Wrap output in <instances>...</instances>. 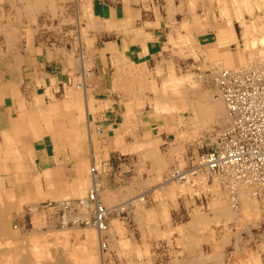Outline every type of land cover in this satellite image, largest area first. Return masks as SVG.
Returning <instances> with one entry per match:
<instances>
[{"label": "bare ground", "instance_id": "bare-ground-1", "mask_svg": "<svg viewBox=\"0 0 264 264\" xmlns=\"http://www.w3.org/2000/svg\"><path fill=\"white\" fill-rule=\"evenodd\" d=\"M215 3L222 14L219 18H227L229 24L219 32V39L240 45L236 61L232 52L203 49L193 33L187 30L179 34L178 42L193 45V53L203 62L202 71L176 73L173 62L166 61L158 66L157 79L143 83L153 92L157 89V95L132 98L137 104L146 100L169 115L167 118L179 126L176 137L180 144L195 143L199 138V145L189 156L187 167L184 160L171 167L180 154L179 146L170 145L164 150L159 147L160 140L152 138L151 154L154 162L167 166V178L151 197L160 198L163 203L169 195L175 197L182 190L195 191L198 196L205 193L209 194L208 210L197 206L196 217L189 224H178L161 231L150 224V218L156 213L146 211L149 200L146 192L126 198L122 190L115 192L102 187L101 165L89 157L82 167L76 168L78 172L72 175L73 178L67 176L64 179L60 172L58 178L50 175L47 178L48 173L44 175L48 181L53 179L50 186L55 192L44 196V199L52 197L54 201L42 205L37 202L38 197H31L35 189V196L42 191V175L30 180L25 175L15 174L13 186L6 189L0 186V264H146L144 258L149 253V241L137 243L127 237L129 217L122 216L132 217V214L147 240L153 235L157 238L165 235L170 244L186 248L188 241H193L199 248V255H175L171 264H264V254L249 250L251 234L242 245V227L248 228L251 223L258 227L264 221V157L259 162L254 156L260 150L264 151L259 147L264 145V128H259L260 122L254 123L256 113L264 120V0H215ZM77 4L83 13L81 16L90 26L96 17L93 0H78ZM162 4H156L155 10L163 6L171 12L173 9L181 11L185 15L179 17L182 19L178 25L188 29L192 24L206 25L207 17L203 21L201 17L186 14L194 13L196 7L211 6L213 1L178 0L175 3L168 0ZM5 6L12 14L7 22L3 20L6 13L0 17V57L6 52L20 54L18 47L9 46V43L18 45L15 42H19L21 36L14 30L16 28L7 27L12 20L15 25L25 18L31 26L36 23L37 12L42 10L53 11L59 21L58 27L77 20V15L67 14L65 1L0 0V8ZM15 10L17 14L13 13ZM235 19L241 25L239 36L233 27ZM36 28L28 27L24 33L29 41L34 39ZM4 40L8 46L3 48ZM92 42L93 37L87 40V46ZM242 89L253 91L244 99L232 95ZM169 111L173 113L170 115ZM247 123H251V129H247ZM218 124L222 126L217 129ZM251 139L257 144L254 148L259 150L253 148L251 154H246L239 144ZM209 143L220 149L214 164L206 159V152L198 150ZM143 147L142 143L137 146L135 143L133 150L138 152ZM64 181H72L69 186L74 190L71 193L62 190ZM73 194L81 198L69 199ZM19 195L25 205L14 211L12 207ZM102 199L107 201L106 204ZM25 212L32 216L31 228L18 221L24 219ZM172 236L179 237L174 239ZM261 239L264 243V236ZM114 248H124V251L113 256ZM262 251L264 253V247Z\"/></svg>", "mask_w": 264, "mask_h": 264}, {"label": "crops", "instance_id": "crops-1", "mask_svg": "<svg viewBox=\"0 0 264 264\" xmlns=\"http://www.w3.org/2000/svg\"><path fill=\"white\" fill-rule=\"evenodd\" d=\"M59 1L67 4V14L77 15L75 22L58 27L53 11L42 10L37 12L36 23L31 26L25 18L15 25L13 20L6 25L16 28L21 36L15 42L18 45L9 43L11 48L18 47L20 54L6 52L0 57V186L4 189L13 186L15 174L30 180L42 175V191L35 196V189L31 195L38 197L37 202L42 205L54 201L52 197L44 199L55 192L50 186L53 179H47L49 175L58 178L60 172L64 179L72 177L89 157L101 165L102 187L115 192L122 190L126 198L146 192L149 197L146 211L156 213L150 218L151 226L163 231L189 224L196 217L197 206L208 210L209 194L198 196L195 191L182 190L175 197L169 195L163 203L160 198L151 197L167 178V166L154 162L150 147L152 138L159 139V147L164 150L170 145L179 146L180 154L171 167L182 160L187 167L189 156L198 145L192 141L180 144L176 137L179 126L167 118L169 115L146 100L137 104L132 98L157 95V89L153 92L143 83L157 79L156 70L166 61L173 62L176 73L202 71L203 62L193 53V45L178 42L179 34L187 30L203 49L232 52L236 61L239 43L218 37L229 26L227 18H219L220 7L212 0L215 3L212 7L209 4L196 7V13L186 14L203 21L207 17L206 25L192 24L186 29L178 25L182 19L179 17L185 15L181 11L171 12L163 6L155 10L156 4L163 5L168 0H93L96 17L88 26L78 0ZM4 14L3 20L7 22L12 14L8 6L0 8V17ZM36 26L35 37L29 41L24 33L28 27ZM233 27L239 36L241 25L237 19L233 20ZM92 37L88 47L87 40ZM2 46H8L5 40ZM135 143L145 147L135 152ZM205 149L204 145L198 147L200 151ZM71 182L64 181L62 190L71 193L74 190L69 186ZM68 198L79 200L81 196L73 194ZM24 205L19 195L12 208L15 211ZM24 216L18 219L20 225L31 228L32 216L27 212ZM122 217H129L128 238L137 243L149 241L146 264H171L175 255L195 257L200 253L193 241L181 248L176 243L170 244L165 235L159 238L153 235L147 240L133 214ZM259 225L242 227V245L251 234L249 250L263 255L264 221ZM123 249L114 248L111 254L117 256Z\"/></svg>", "mask_w": 264, "mask_h": 264}, {"label": "built area", "instance_id": "built-area-1", "mask_svg": "<svg viewBox=\"0 0 264 264\" xmlns=\"http://www.w3.org/2000/svg\"><path fill=\"white\" fill-rule=\"evenodd\" d=\"M253 90H243L242 91H238L234 94H232L234 97L240 99L242 97V99L246 98L247 97V94L249 92H252ZM257 114V113H256ZM255 114V121L254 123H259L260 122V125H259V128H264V120H261V117H258L256 116ZM247 129H251V123H247ZM240 147H242V149L246 152V154H251L250 151L251 149H253L254 147L257 146V144L255 143V140L254 139H251L249 142H247L246 140H242V142H240L239 144ZM260 148H264V145L263 146H259ZM216 151H213V152H209V153H206L204 154V156H207V160L208 161H211L212 164H214L216 162V160L219 158V155H220V149L218 147H216ZM233 148L235 149L236 147L233 146ZM254 150L258 151L257 149L254 148ZM261 152V153H260ZM238 154V153H237ZM254 154V153H253ZM255 156V160L261 162L260 160L264 157V151H259L258 153L254 154Z\"/></svg>", "mask_w": 264, "mask_h": 264}, {"label": "rangeland", "instance_id": "rangeland-1", "mask_svg": "<svg viewBox=\"0 0 264 264\" xmlns=\"http://www.w3.org/2000/svg\"><path fill=\"white\" fill-rule=\"evenodd\" d=\"M220 126H222V124H218V126H215V128H217V127L219 128ZM175 130H177V129H175ZM195 144L199 145V138L195 141ZM204 148H206V149L203 151V153L204 152H206V153L213 152V151H216V149H217L216 146L212 143L211 144L209 143L207 146H204Z\"/></svg>", "mask_w": 264, "mask_h": 264}]
</instances>
